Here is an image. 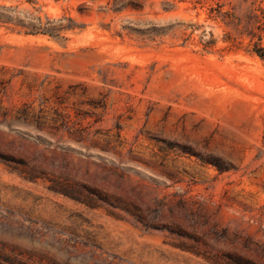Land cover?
Segmentation results:
<instances>
[{"label":"rangeland","instance_id":"1","mask_svg":"<svg viewBox=\"0 0 264 264\" xmlns=\"http://www.w3.org/2000/svg\"><path fill=\"white\" fill-rule=\"evenodd\" d=\"M217 1L0 0V264H264V58Z\"/></svg>","mask_w":264,"mask_h":264},{"label":"trees","instance_id":"2","mask_svg":"<svg viewBox=\"0 0 264 264\" xmlns=\"http://www.w3.org/2000/svg\"><path fill=\"white\" fill-rule=\"evenodd\" d=\"M30 18L35 20L30 23L31 31L53 36H61L63 31L79 27L72 17L43 20L41 16L34 17L30 14ZM207 18L222 24L224 41L240 47L244 40L248 39L252 51L264 58V0H236V3L228 8L225 3L217 1L208 5ZM13 20H18L16 7L0 5V21ZM192 26L198 27L196 24ZM209 34L211 38L204 42L205 47L214 45L217 40L212 31H209Z\"/></svg>","mask_w":264,"mask_h":264}]
</instances>
